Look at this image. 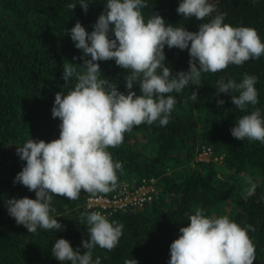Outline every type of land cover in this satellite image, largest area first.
Instances as JSON below:
<instances>
[{"label": "trees", "instance_id": "obj_1", "mask_svg": "<svg viewBox=\"0 0 264 264\" xmlns=\"http://www.w3.org/2000/svg\"><path fill=\"white\" fill-rule=\"evenodd\" d=\"M75 2L0 0V264H62L51 252L61 237L83 253L82 240L90 238L86 215L94 211L87 207L88 199H113L123 188L131 193L150 182L155 189L151 201L105 210L110 222L123 225L122 235L112 251L99 246L93 249V260L99 257L101 264H125L134 259L137 264H169L170 245L180 235L179 228L187 226L189 216L201 207L206 215H228L242 227L252 225L255 231L248 235L256 249L253 264H264V144L237 140L231 134L237 120L253 106L242 112L232 104L230 93L216 95V82L221 78L239 83L244 74L255 76V107L264 116V55L241 66L230 64L217 73H202L195 101L190 99L196 88L191 83L180 93H170L176 104L166 126L158 121L134 126L124 134L120 146L108 149L113 160L123 166V172H117L114 191L92 195L82 190L77 200L53 197L52 215L64 225L62 230L38 228L37 233H28L9 215L7 199H35L34 191L14 183L26 164L17 155L16 146L30 138L46 142L59 138L60 120L52 117V107L55 94L65 83L63 63L83 62L73 59L80 57L82 50L75 47L66 31L79 20L91 32L107 0H90L87 13L78 2L73 11L67 7ZM147 2L143 9L146 19L159 13L166 24L198 31L200 23L224 13L225 23L253 27L264 42V0H209L216 12L203 21L178 14L180 0ZM164 52L173 75L188 70L187 49L165 45ZM99 63L102 78L117 82L118 90L126 92L124 77L129 70L117 66L115 60ZM77 68L80 70L79 65ZM133 89L141 94L138 84ZM63 92L66 94L67 88ZM217 99L225 101L222 107L217 106ZM206 149L212 152L208 161L199 158ZM246 177L256 185L252 196L245 195L250 187Z\"/></svg>", "mask_w": 264, "mask_h": 264}, {"label": "clouds", "instance_id": "obj_2", "mask_svg": "<svg viewBox=\"0 0 264 264\" xmlns=\"http://www.w3.org/2000/svg\"><path fill=\"white\" fill-rule=\"evenodd\" d=\"M77 2L87 13L90 0H76L67 7L73 11ZM147 7V0H107L91 32L79 20L66 31L75 47L82 50V55L73 59L83 62L63 63L65 83L62 91L55 94L52 107V117L60 120L59 138L48 142L30 138L22 146H16L17 155L26 164L14 183L34 191L35 199L13 197L7 199L6 206L17 225L26 227L28 233H37L38 228L56 232L64 228L52 215L54 196L77 200L82 190L92 195L114 191L117 172H123V166L113 160L108 149L120 146L124 134L134 126L157 121L166 126L176 104L170 93H180L191 83L196 88L190 99L195 101L202 73H217L230 64L241 66L264 55V42L257 30L225 23L224 13L200 23L198 31H189L184 26L166 24L159 13L146 19L143 9ZM176 11L184 18L203 21L216 8L209 0H180ZM165 45L169 49L188 50L187 71L173 75L166 64ZM108 60H115L117 66L129 70L124 77L126 92L118 90L117 82L102 78L105 76L99 62ZM256 83L257 77L248 74L239 83L221 78L216 82V95L230 93L232 104L242 112L253 106L250 113L237 120L231 134L237 140L264 144V116L255 107ZM134 84L139 85L141 94L137 95ZM216 102L218 107L225 103L223 99ZM245 183L250 185L245 195L252 196L255 183L251 177H246ZM86 219L90 237L82 240L86 251L81 253L79 247L74 250L63 237L55 240L52 256L62 264H101L99 257L93 260V249L99 246L112 251L117 246L122 224L110 222L97 211L87 213ZM249 231H255L252 225L242 227L228 215L209 216L197 207L170 245L169 264H253L256 249Z\"/></svg>", "mask_w": 264, "mask_h": 264}, {"label": "built area", "instance_id": "obj_3", "mask_svg": "<svg viewBox=\"0 0 264 264\" xmlns=\"http://www.w3.org/2000/svg\"><path fill=\"white\" fill-rule=\"evenodd\" d=\"M211 153L212 152L209 149L203 150L199 154V158L208 161L211 157ZM121 191V194L113 199L103 196L89 198L87 201V207L103 214L107 209H124L128 205H130L131 207L141 206L146 201H151L153 194L155 193V189L152 185V182L146 183L145 185L138 187L131 193L128 192L126 188H123Z\"/></svg>", "mask_w": 264, "mask_h": 264}]
</instances>
